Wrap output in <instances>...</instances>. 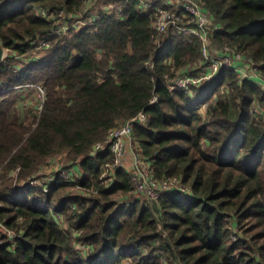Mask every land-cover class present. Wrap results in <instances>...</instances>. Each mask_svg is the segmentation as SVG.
<instances>
[{"label": "trees", "instance_id": "1", "mask_svg": "<svg viewBox=\"0 0 264 264\" xmlns=\"http://www.w3.org/2000/svg\"><path fill=\"white\" fill-rule=\"evenodd\" d=\"M202 2L216 28L211 39L260 64L264 76V0ZM99 4L95 25L51 37L37 61L19 69L12 56L0 62L2 170L19 168L18 183L26 182L65 154L84 174L80 185L97 190L2 188L0 264H264V115L254 112L264 91L227 69L191 93L170 91L166 76L197 66L202 42L175 30L159 37L140 0H92L88 13ZM85 7V0H0V46L33 55L31 41L56 25L39 8L64 10L72 22ZM118 7L121 15L106 13ZM39 83L47 99L35 126L9 118L8 96ZM141 113L147 122L134 134L142 155L158 178H180L193 192L160 200V218L134 195L126 170L102 186L113 159L108 150L92 155L109 130Z\"/></svg>", "mask_w": 264, "mask_h": 264}, {"label": "built area", "instance_id": "2", "mask_svg": "<svg viewBox=\"0 0 264 264\" xmlns=\"http://www.w3.org/2000/svg\"><path fill=\"white\" fill-rule=\"evenodd\" d=\"M140 1L141 9L150 17L152 25L159 37L167 36L172 30H175L185 36L188 42H192L195 38L202 42V58L197 66L183 69L177 72L172 78L168 75L166 76L170 83V91L191 93L194 88H200L205 83L210 82L223 69L235 72L241 81H250L259 84L264 91V76L260 72V64L243 56L232 47L227 45L220 46L211 39L210 35L216 31V28L213 25L211 14L204 7L202 0H166L163 6L158 5L154 0ZM91 4L92 0H85L86 12L77 16L72 22L68 21L69 17L66 16L64 10L53 13L46 8H39L37 10L38 16L46 20L56 21V25L49 36L39 35L34 38L31 41L32 46L38 50L49 48V40L51 37L62 33L64 34L71 29L81 30L82 28L95 25L96 21L100 20L101 13L99 15L96 14V10L88 13ZM123 11V7H118L116 10L106 9V13L110 14L117 13L121 15ZM4 50V59L1 62H4L11 55H6L7 52H11L7 49ZM35 58L36 60L39 59L37 57ZM27 86L29 87L30 85ZM31 88H36L40 99L39 117L47 99L46 89L44 86L38 84L31 85ZM156 101L157 98L152 103ZM254 112L258 115H264V105H257ZM146 122V114L141 113L136 118L109 130L105 141L94 145L92 151L93 156L108 150L113 159L110 163L104 165L100 178L101 185L108 187L114 184L117 171L123 169L129 173L135 193L143 200L146 199L150 202L158 203L160 200L173 196L179 199H185L187 197L192 199V190L185 186L181 179L172 177L158 178L150 161L142 155L141 146L136 141L134 132L137 123L145 124ZM126 138L129 140L134 157L129 168L126 166L124 159L127 148ZM70 166V168L58 169L56 174L52 175L49 179L42 181L41 178L36 179L35 177L29 182H26L25 185L43 190L47 193L50 191L52 185L64 183L82 195H96L97 190L95 188L88 189L80 185V180L84 176L80 166L74 163H71ZM18 171L19 168L15 173H18ZM125 199L127 202L131 201L128 198H123V200ZM63 223V220H61V224ZM6 233L11 239L19 236L13 231H6ZM73 233L78 235L79 231L75 230ZM82 248L85 249V246ZM124 264H131V261L125 260Z\"/></svg>", "mask_w": 264, "mask_h": 264}, {"label": "rangeland", "instance_id": "3", "mask_svg": "<svg viewBox=\"0 0 264 264\" xmlns=\"http://www.w3.org/2000/svg\"><path fill=\"white\" fill-rule=\"evenodd\" d=\"M158 2H162L164 3V1L166 0H157ZM101 6L99 4V8L96 9V14H100L103 10L101 9ZM68 33V32H66ZM64 33V34H66ZM40 50L36 49V51L34 52L33 55H29V56H25V57H18L16 56V54L14 52H7L6 55L11 54L10 56H12L11 58H15V67L17 69L21 68L24 62H31V61H37L35 57L40 58V56H42L41 54H38ZM33 59V60H32ZM38 85L44 86L42 83H39ZM2 100V99H1ZM8 103L5 107V111L8 114L9 118H12L13 116H16L20 119L21 123H23L24 125H26L27 127H31V126H35L37 117H38V113H39V107H40V99L38 97V93L36 88L32 89L31 85L28 87L27 85L22 86L19 89H16V91L14 92V94L9 95L8 96ZM205 107H201L202 109L200 110V112L202 113V115L204 117H206L207 115V107L206 105H203ZM263 106V105H260ZM126 144H127V148H126V154H125V164L126 166L129 168L131 166V163L133 161V154L131 151V147H130V143L128 138H126ZM70 161L67 160L66 155L65 154H60L57 155L55 157H52L49 159V161L43 165L38 172L28 181L34 179L36 177V179H40L42 181L49 179L52 175L56 174V171L60 168H70L71 166ZM1 169V175H0V190H2V188H6L8 186H25L26 182H21L18 183V177H17V173H15L16 171L13 172H7L5 173L2 169V167H0ZM180 179V178H179ZM71 189V188H70ZM70 192L72 193H76V194H81L77 191H75L74 189H71ZM134 195L136 196L137 194ZM138 196V195H137ZM128 199H130V197H127ZM139 198V197H138ZM141 199V198H139ZM123 202V199H120ZM121 204V203H120ZM150 205L152 207V209L156 212V215L158 216V218L161 217V213L158 210V205L156 202H150ZM63 220V218H62ZM61 221V220H60ZM64 222V221H63ZM6 232V231H4Z\"/></svg>", "mask_w": 264, "mask_h": 264}, {"label": "water", "instance_id": "4", "mask_svg": "<svg viewBox=\"0 0 264 264\" xmlns=\"http://www.w3.org/2000/svg\"><path fill=\"white\" fill-rule=\"evenodd\" d=\"M4 53H5L4 48H2V46H0V62L4 59Z\"/></svg>", "mask_w": 264, "mask_h": 264}]
</instances>
